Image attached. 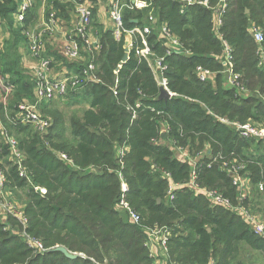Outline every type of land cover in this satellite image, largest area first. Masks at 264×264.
Segmentation results:
<instances>
[{
	"label": "trees",
	"instance_id": "obj_1",
	"mask_svg": "<svg viewBox=\"0 0 264 264\" xmlns=\"http://www.w3.org/2000/svg\"><path fill=\"white\" fill-rule=\"evenodd\" d=\"M210 1L215 5L219 0ZM227 2L220 27L214 12L204 6H187L182 14V0H153V5L143 11L125 9V25L134 28L148 24L145 18L153 7L159 24H167L192 52L167 55V40L160 37L159 29L148 35L152 51L167 55L170 68L166 77L170 90L176 93L159 98L161 87L135 46L130 58L115 72L126 54L125 39L115 40L111 29L104 32L103 58L97 61L100 82L88 83L79 92L66 96L74 100L91 97L89 109L80 121L71 122L72 148L60 146L69 152L73 164L45 143L53 124L42 135L30 124L15 119L21 99L32 93L34 97V83L19 67L17 40L0 49V74L8 75L16 86L13 124L7 122V127L17 138L22 135L18 140L27 176L20 175L6 142L2 144V155L9 164L4 169L8 184L29 189L25 205L28 230L41 237L48 249L41 252L28 246L13 230L19 224L14 217L0 218V264H155L146 228L169 223L177 226H172L174 235L168 241L170 261L177 264H244L240 261L244 245L264 254V238L243 217L213 205L204 194L183 187L174 200L168 198L169 180L159 168L171 173L174 182L183 184L190 180L193 166L176 157L171 146L155 143L172 137L179 144L190 140L191 147L197 138L201 143L198 149L210 144L207 153L211 158L197 163L198 181L220 188L233 200L238 195L233 179L220 163L209 165L214 158H240L253 186L259 189L257 185L264 183V139L243 137L222 121L264 119V66H260L264 51L259 53L251 31L254 25L264 31V0ZM17 6L18 0H0V15L11 22ZM16 29L22 33L21 28ZM225 40L233 47L234 71L242 75L239 86L231 85L225 73ZM198 66L216 75L202 81L195 72ZM241 86H246L250 94L243 95ZM138 103L141 106L137 108ZM130 107L136 109V118ZM161 119L171 126L166 136L160 129ZM126 144L130 151L125 157V175L129 184L131 177L136 183L130 186L127 199L141 215V224L130 221L127 213L118 208L121 180L116 153ZM254 144L256 153L246 156L245 151ZM154 164L158 169H153ZM36 186L46 188L47 193L42 194ZM58 246L81 255L69 258L56 249Z\"/></svg>",
	"mask_w": 264,
	"mask_h": 264
},
{
	"label": "built area",
	"instance_id": "obj_2",
	"mask_svg": "<svg viewBox=\"0 0 264 264\" xmlns=\"http://www.w3.org/2000/svg\"><path fill=\"white\" fill-rule=\"evenodd\" d=\"M184 7L181 9V13L184 14L187 6L200 5L211 9L216 15V25L221 26L223 22V16L227 10V0H219L218 3L213 5L210 0H182ZM153 5V0H113L109 10V16L112 22V31L115 40L121 41L125 39L124 48L126 53L129 55L132 49H137V53L141 58L148 61L150 68L152 69L157 82L160 87L167 89L171 95H176L172 92L168 85V79L166 73L170 66L167 62V55L172 52L181 55H190L191 50L187 49L181 39L172 31V29L165 23L159 24V20L154 17L152 23H148L143 27L127 28L124 21L125 9L143 11L150 8ZM35 6V0H18V6L16 12L13 14L15 25L22 29V33L25 36L29 53L33 59V65L30 69L32 81L34 83V96L35 102H28L23 100L17 104L15 119L23 124H30L41 134H46L51 127V120L47 115H44L40 110V106L45 104H51L57 98H64L69 93L79 92L88 83L100 82L101 78L98 74L99 65L95 58L96 54L100 53L103 49L102 41L91 34V24L93 21V10L92 7L80 2L76 6V19L74 22L73 29L65 35L63 43V55L65 58L71 61L80 60L85 53L92 55V58L81 68L79 72L66 73L64 77L55 78L53 75V61L47 57L44 53V34L46 31L51 30L52 27L58 22L56 13H51L49 19L37 25L33 28H28L26 25L28 13ZM3 22V18L0 16V26ZM159 29L160 37L167 40L168 52L167 55L160 56L152 51L148 45L147 37L153 30ZM252 34L259 45V53L263 54L264 51V31L261 27L254 25L251 28ZM141 39V41L139 40ZM126 39H129V45L126 46ZM140 42L143 46H140ZM224 56L226 57L227 68L225 73L228 74V80L231 85L239 86L240 78L242 75L234 71L233 63V47L224 41ZM260 60V66H264V56L262 55ZM122 67L121 63L115 70L117 73ZM196 75L202 81H207L216 73L211 69L204 66L196 67ZM9 76L0 75V93L4 96L3 103L6 101L9 94L15 92V84L8 78ZM244 90V89H243ZM141 103L136 104V107H140ZM1 109V102H0ZM133 118L137 117V111L133 107ZM161 114V112H159ZM223 119V118H222ZM223 122L233 126L237 129L241 136L257 139H264V128H261L254 124L252 121L246 123H240L230 121L229 119H223ZM160 126L162 125L161 132L164 136L170 132V124L167 121H159ZM0 125H2L0 117ZM1 133L4 141L8 144L9 150L12 156L16 159L18 169L21 176H27L26 168L24 167L25 155L20 150L18 139L10 133L9 129L5 126L1 128ZM160 140V139H158ZM157 141V140H156ZM184 158H180L182 161L191 163L189 152L186 148L180 147ZM130 147L128 144L121 146L117 149L116 156L119 161V169L117 174L121 180V198L118 203V208L125 211L133 223L141 224V215L132 207L127 199V194L130 190L128 179L125 175V157L129 153ZM62 158L73 164V160L69 159L68 155L62 153ZM198 163V162H197ZM197 163L193 164V172L188 182L179 184L174 182L171 173L167 170H162V175L169 180V187L167 196L170 200H174L176 192L183 187H188L196 193L204 194L208 200L217 206H223L224 208L231 210L235 214L243 217L245 221L250 225L251 229L259 236L264 238V218L261 214L253 212L248 202L249 194L247 193V183L251 180L249 172L245 163L243 164L238 159L228 160L225 157L214 158L210 166L213 163H220L221 168L224 169L230 177L233 179V185L237 188L238 195L236 200L225 194L220 188L208 187L201 185L198 181ZM153 169H158L157 165H153ZM6 171L0 164V191H3L6 187L7 182ZM260 192H264V183L257 185ZM37 190H40L42 194L47 193V189L44 187L36 186ZM14 217L21 230L18 231L22 236V239L31 248L44 252L48 250L45 247L43 239L41 237L34 236L28 230L29 218L25 213L24 209L17 208L13 203L9 201L7 197H0V218L7 220L8 217ZM148 235L147 245L150 249L151 255L153 256L154 245H160L165 250H168V241L174 235V229L169 226L155 225L153 227L146 228ZM177 264V263H172ZM215 264V262H211Z\"/></svg>",
	"mask_w": 264,
	"mask_h": 264
},
{
	"label": "crops",
	"instance_id": "obj_3",
	"mask_svg": "<svg viewBox=\"0 0 264 264\" xmlns=\"http://www.w3.org/2000/svg\"><path fill=\"white\" fill-rule=\"evenodd\" d=\"M112 1L113 0H35V8L29 14V16H27L26 25L28 28H33L46 22L49 19L51 13H56L58 19V22L52 27V29L45 32L43 40L44 53L53 61V75L55 78L64 77L65 74H68L69 72H79L92 57L91 54L85 53L80 60L71 61L65 58L63 55V43L65 40V35L73 29L76 19L75 10L77 4L83 2L86 5L92 7L93 21L90 28L91 34L102 40V34L110 29L112 30V22L109 16V10ZM0 16L2 17V15ZM156 18L158 19V17ZM16 28L18 27L15 25L14 17H12L11 22L3 18V22L0 26V49L3 48L2 50H4L7 46V43L14 42L16 39L17 54L20 60L19 67H22L23 71L29 75L32 80L30 69L33 65V59L29 53L28 42L23 33H20ZM64 59L69 61L70 65H64L62 63ZM0 70L2 71L1 68ZM15 93L16 92L10 94L4 103V96L0 93V102L2 106V109H0V117L2 122V125H0V141L4 140L3 137H1V128L4 126L8 128L7 122L9 124H13V107L16 105L12 106V98ZM32 99L33 98H23L21 100ZM251 186H253V184L251 180H249L247 183V193L249 194L248 201L249 199L251 201H249V205L253 212L261 214L264 218V192H260L258 189L257 191H259L260 196H257L256 192H252L250 188ZM162 251H164L166 254H164ZM166 256L167 260H165ZM152 257L154 258L155 264H172V261H170L169 252L160 245H154Z\"/></svg>",
	"mask_w": 264,
	"mask_h": 264
},
{
	"label": "rangeland",
	"instance_id": "obj_4",
	"mask_svg": "<svg viewBox=\"0 0 264 264\" xmlns=\"http://www.w3.org/2000/svg\"><path fill=\"white\" fill-rule=\"evenodd\" d=\"M156 15L157 14L155 12V9L152 7L148 12V17L145 18L146 23H152L153 19L151 17L152 16H153V18L157 17ZM95 58L97 61L101 60L103 58V50L100 53L96 54ZM62 63L64 65H70V62L65 60V59L62 61ZM74 69H75V67H74ZM0 75L4 77L3 74H0ZM211 81L213 82V84H216V80L211 79ZM241 93L243 95L250 94V92L248 91V88H246V86H245V88H243L241 86ZM31 96H32V94L30 96H27L24 98L29 99V98H31ZM26 101L35 102L36 98L34 96L32 100H26ZM90 102H91L90 96L84 97L81 100L70 99V97H68V98H66V97L60 98L59 97V98L55 99L50 105L45 104L44 106L43 105L40 106V110L43 112L44 115H47L50 118L51 126L53 124V127H54V128H52L51 132L49 133V139L47 138L48 140L46 139L45 143L49 147H54L57 150H59L60 154L64 153V154L69 156L70 155L69 152L62 149L60 146L66 145L68 148H72V146H73V143H72L73 135H72V127H71L72 124H71V122L76 121V120L80 121V119L82 118V114L87 109H89ZM159 121L164 122L167 120L161 119ZM252 122L254 124H256L257 126L264 128V119L260 122H255V121H252ZM161 128H162V125L160 126V129ZM32 130L35 132H38L33 127H32ZM170 131H171V126H170ZM18 136H19V138L22 137V135H18ZM55 136H56V138L54 139ZM1 137H3V136H1ZM19 138H17V139H19ZM4 142H5L4 140L0 141V143H1V145H0V148H1V150H0V164H1V166H3V168H4V166H7L9 164L8 161L5 160V157L2 155L3 152L5 154V148L2 147V144H5ZM188 142H191V141L188 140V141H186V143L180 142V144H181V146H180V144L177 142V140H174L172 137H167L165 140H162V141H160V140L155 141L156 144L161 143V144H167V145L171 146L172 150L175 152V156L178 157L179 159L184 158V155H182V150L180 149V147L186 148L189 152V157L191 159L190 161H191L192 166H193V164H196L197 162H199L201 160H206L208 158H211L210 154L207 153V150H209V148H210V144L207 143V145L204 148L198 149L197 147H201V143L199 142V140L197 138L195 139L196 143H195V146L193 145V147H191V145ZM255 148H256V144H254L249 150H246L245 151L246 156H248V157L253 156L256 153ZM237 159L240 160V158H237ZM12 160L14 162H16V159L13 156H12ZM241 162L243 164L245 163L243 161H241ZM7 179H8V177H7ZM130 183H131V184H129L130 186H132V187L136 186L134 177L130 178ZM250 188H251L253 193L256 192L257 193L256 195L260 196L259 191H257L258 189L255 186H251ZM28 195H29V189H27L24 186L23 187H17V186H14L13 184L12 185L10 183L8 184V180L6 182L5 189L3 191H0V197L1 196L7 197L9 199V201L11 203H13L17 208L24 209V210H25V205L28 201ZM249 201H250V199H249ZM167 226H169L170 228H173L172 226L177 228L176 225H171V223L167 224ZM13 230H14V232L20 231L21 230L20 225L18 224V226L16 228H14ZM162 252L164 254H166L164 251H162ZM165 260H167V256H166ZM240 261L243 262L244 264H264V254L260 251H256L254 249H251L247 245H244L242 255L240 256ZM172 263H174V262H172Z\"/></svg>",
	"mask_w": 264,
	"mask_h": 264
},
{
	"label": "water",
	"instance_id": "obj_5",
	"mask_svg": "<svg viewBox=\"0 0 264 264\" xmlns=\"http://www.w3.org/2000/svg\"><path fill=\"white\" fill-rule=\"evenodd\" d=\"M128 45H129V39H126V46ZM128 59H129V55L126 53L121 61V65H123ZM171 96H172L171 93L167 89H165L164 87L160 88L159 98H170ZM56 249L63 252L66 256L72 259L81 255L79 253H73L69 251L65 246H58Z\"/></svg>",
	"mask_w": 264,
	"mask_h": 264
}]
</instances>
